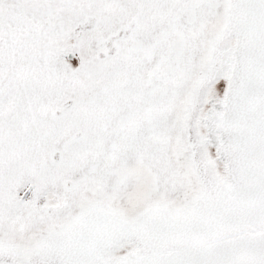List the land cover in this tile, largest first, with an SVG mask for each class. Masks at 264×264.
Returning <instances> with one entry per match:
<instances>
[{
    "label": "snow or ice",
    "instance_id": "obj_1",
    "mask_svg": "<svg viewBox=\"0 0 264 264\" xmlns=\"http://www.w3.org/2000/svg\"><path fill=\"white\" fill-rule=\"evenodd\" d=\"M0 264H264V0H0Z\"/></svg>",
    "mask_w": 264,
    "mask_h": 264
}]
</instances>
